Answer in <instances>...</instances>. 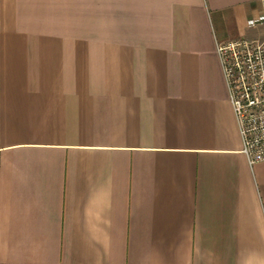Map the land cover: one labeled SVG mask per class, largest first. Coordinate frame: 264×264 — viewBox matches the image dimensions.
<instances>
[{
  "label": "crops",
  "instance_id": "0c3cea01",
  "mask_svg": "<svg viewBox=\"0 0 264 264\" xmlns=\"http://www.w3.org/2000/svg\"><path fill=\"white\" fill-rule=\"evenodd\" d=\"M264 0H0V264H264L216 42Z\"/></svg>",
  "mask_w": 264,
  "mask_h": 264
},
{
  "label": "built area",
  "instance_id": "2783aa9c",
  "mask_svg": "<svg viewBox=\"0 0 264 264\" xmlns=\"http://www.w3.org/2000/svg\"><path fill=\"white\" fill-rule=\"evenodd\" d=\"M264 15L249 19L255 26ZM216 54L249 165L264 161V36L216 42Z\"/></svg>",
  "mask_w": 264,
  "mask_h": 264
}]
</instances>
